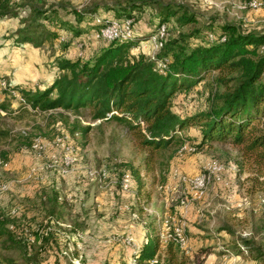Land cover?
Wrapping results in <instances>:
<instances>
[{
  "label": "rangeland",
  "instance_id": "374dc122",
  "mask_svg": "<svg viewBox=\"0 0 264 264\" xmlns=\"http://www.w3.org/2000/svg\"><path fill=\"white\" fill-rule=\"evenodd\" d=\"M13 1L12 6L19 15L0 18V21L9 20V27L0 33V96L4 94L9 83L14 84L16 81H22L25 86L34 88H42L54 81L59 73L56 63L59 56L88 57L96 52L106 40L102 38L101 30L94 32V24L101 23L103 16H113V13L99 9L80 24L84 30L80 36H74L71 30L63 29L65 40L58 38L48 41L42 47L31 43H28L27 47L20 46L14 34L23 26L22 20L28 19L27 23L29 22L35 8L48 9L55 6L60 9L62 20H69L76 25L77 19L66 11V8L84 10L97 3H110L115 0ZM161 2L185 5L199 15L201 26L226 21L240 25L245 31H264V6L252 7L250 0H150L144 9L137 13L133 23L136 30L127 32V26L122 29L128 38L137 35L145 39L139 47L134 48L135 52L143 51L155 58L156 52L160 50L162 38L156 34L149 39L147 36L158 23L157 9ZM46 24L51 27L57 25L48 21ZM183 29L186 30L187 27ZM167 36L168 32L164 38ZM198 42L197 38L191 39L193 44ZM65 43L69 45L63 50ZM17 46L21 48H16ZM212 88L210 79H207L191 90L179 92L174 98V109L181 114L205 109L210 102ZM19 101H14L11 105L16 112L6 111L5 114H0V212L8 214L15 208L22 210L23 215L18 218L22 219V224L27 225L24 230L19 227L17 231L21 233L27 249L34 250L36 245L41 244L38 236L43 238L52 230L59 232V243L50 247L42 264L86 263L82 239L79 240V251L83 257L72 255L75 239L71 235L72 232L67 230L71 225L63 226L54 217L46 216L41 209V204L46 200L45 194H51L53 190L60 191L67 199L76 198L78 202L82 200L92 206L97 205L92 213L95 216L123 215L129 224L144 221V226L148 218L157 216L164 237L170 227H174L169 226L172 220H176L178 228L186 230L187 226L192 231L202 230L200 233H210L207 239L196 238L190 243L189 240L185 243L193 255L191 264H206L203 254L193 253L196 247L209 242H213L216 247H222L224 241L230 238L226 229L218 230L224 223L233 226L237 235L264 239V190H261L259 183L264 177H260V181L256 180L259 173L249 162L244 161L237 146L220 142L199 150L184 146L172 159L168 181L162 186L161 168L169 151L158 152L153 160L148 161L146 157L150 156V150L142 147L125 126L115 122L100 123V120L91 118L89 111H83L79 114L73 113L71 122L79 118L84 126L92 125V130L87 134L80 130L72 132L71 125L65 123L59 111L47 113L35 112L30 107L20 109ZM3 132H7L8 136ZM23 132L33 136L34 145L40 143L38 149L34 148V145L24 144ZM187 133L199 141V129L192 127ZM64 146L70 148L71 151H67V155H71L74 160L67 166L60 149ZM2 150L10 154L7 163L2 161ZM120 159L130 160L142 169V176L146 180L142 192L135 178H132L129 172L123 173L118 165ZM217 165L224 168L223 173L214 170ZM147 166H150L152 171L147 172ZM197 178L204 180L200 188L195 186L193 181ZM147 191L151 192L149 201L143 197ZM83 195L85 197L81 199L80 196ZM142 205L143 215L139 210ZM46 218H49L48 221H44L40 226L41 220ZM178 228L176 227V230ZM111 233V236L113 233L124 234L121 231ZM182 237L186 242L185 233L177 236V239L182 241ZM134 239L130 236L123 238L128 245V242ZM116 242L122 243L121 240ZM66 243L72 262L64 253L67 251ZM109 243L112 242H105V245L110 246ZM23 250L24 248H5L0 240V253L11 255L20 263L26 261ZM240 259L245 260V256L242 255ZM101 264L113 263L107 258Z\"/></svg>",
  "mask_w": 264,
  "mask_h": 264
},
{
  "label": "trees",
  "instance_id": "16d2710c",
  "mask_svg": "<svg viewBox=\"0 0 264 264\" xmlns=\"http://www.w3.org/2000/svg\"><path fill=\"white\" fill-rule=\"evenodd\" d=\"M149 1L115 0L97 3L84 10L66 8L77 19L76 25L62 20L60 9L55 6L35 8L29 22L28 19L22 20L23 26L14 34L20 44L42 47L48 41L65 40L63 29L80 36L84 31L80 24L99 9L107 10L113 16H103L101 23L94 24V32L101 30V36L106 40L96 52L88 57H57L59 73L44 88L9 83L3 101L0 99L1 107L7 112H16L11 105L20 100V109L30 107L33 111L39 109V112L47 113L59 111L65 123L71 125L72 132L80 130L83 134L89 133L93 126H84L79 118L71 122L73 113L89 111L95 121L125 126L142 147L150 150V156L146 157L148 161L153 160L158 152L169 151L161 168L162 186L168 181L172 159L184 146L199 150L217 142L237 146L244 161L259 173L256 180L260 181V177H264V31H245L240 25L226 21L201 26L199 15L185 5L161 2L157 9L158 23L147 39L155 34L160 36L163 27H166L165 35L168 32V36H160L162 44L155 58L143 51H134L145 40L137 35L110 41L103 37L102 31L111 20L122 23L132 20L134 23L137 13ZM13 3V0H0V18L19 15ZM47 21L57 25L51 27ZM192 38L199 42L191 43ZM68 45L65 43L63 50ZM160 60L165 65L158 67ZM207 79L213 87L208 107L186 114L174 109V98L179 92L191 90ZM192 127L199 129V141L187 133ZM3 133L8 136L7 132ZM23 133L24 144L33 146V136ZM9 156L8 151H1L3 163L9 161ZM118 165L123 173L129 172L135 178L142 192L146 186L142 169L130 160L120 159ZM146 171L150 172L152 168L147 166ZM259 183L264 190V180ZM143 197L149 201L151 192H144ZM45 199L46 216L66 221L64 214L68 200L58 190L45 194ZM139 210L143 212L144 206ZM21 212L19 208L8 214L0 212V240L5 248H24L26 261L20 263L17 258L0 253V264H42L50 247L59 243V232L52 230L34 250L27 249L17 231L19 227L24 230L27 225L18 218L23 215ZM159 220L152 216L145 221L147 238L133 253L137 259L135 264H191L193 255L177 239L176 226L170 227L164 237ZM224 229L230 238L216 250L218 253L248 251L257 264H264V239L237 235L236 229L226 223L218 230ZM67 230L76 233L81 228L71 224ZM195 235L186 226L185 237ZM201 235L207 238L211 234ZM213 246L214 243L200 245L193 253L210 252L214 250Z\"/></svg>",
  "mask_w": 264,
  "mask_h": 264
},
{
  "label": "crops",
  "instance_id": "0c3cea01",
  "mask_svg": "<svg viewBox=\"0 0 264 264\" xmlns=\"http://www.w3.org/2000/svg\"><path fill=\"white\" fill-rule=\"evenodd\" d=\"M8 25H9V20L8 21L1 20L0 21V33L2 31H6V29L9 27ZM19 45L26 46L28 45V43L19 44ZM16 48H21V47L17 46ZM68 57H72V56H68ZM22 66H26V65L22 64ZM9 73H12V72L9 71ZM52 82L53 81H50V83L45 84L44 86H42V88L46 87ZM13 83L22 84L23 82L16 81ZM0 90H2L1 87H0ZM3 97H4V94H3ZM0 99H1V96H0ZM84 197L85 195L80 196L81 199H84ZM67 200H68V206L66 207L65 214H64V218L66 221L63 222L61 220H57L55 218L54 219L60 224H62L63 226H70L71 224H74L81 228V230L77 231L76 233L71 234L73 236V239H75L73 241V244H74V251L72 253L73 256L77 258H82L84 254L85 256L84 263L86 262L85 264H101L105 262L107 258L108 260L111 259L113 264H133V260L135 264L136 257L133 253L139 250L141 243L147 238V229H146V226H144L143 224L144 221L143 223L140 221H137L134 224L132 223L129 224L128 221H126L127 219L124 218L123 215L116 216V217L114 216L113 217L95 216V215H92V213L95 212L97 205L92 206L91 204H89V202L87 203L82 200L78 202L76 198H71V199L68 198ZM41 205H42L41 209L43 210V212H45V208L47 207V205L45 203L44 204L42 203ZM141 214L143 215L144 211L141 212ZM49 218H46L43 221L41 220V224L44 223V221L47 222ZM66 223L69 225H67ZM196 230H199V229H196ZM114 231H121L122 233L124 232V234L114 235L113 233V235L111 236L112 234L111 232H114ZM193 232H195L196 235L188 236L186 238L185 243H187L188 240L190 243L193 239H196V238H201L203 240L208 238V237L207 238L202 237L201 235L202 233H200V232H203L202 230L193 231ZM130 234H132L133 236ZM105 235L109 237L107 238V236ZM129 236L132 237L133 239L134 238L136 239L135 242L137 243V245L134 244V247L132 245H128L123 240L124 237H129ZM42 239L43 238L40 237L39 242H41ZM80 239L83 240V254L80 253L79 251V248H80L79 240ZM117 240H121L122 243L116 242ZM105 242H112V243H109L110 246H106ZM203 244H207V243H202L201 245ZM185 247H186V244H185ZM220 248L221 247L213 246L214 250L210 252L199 253V254H203L206 264H222L223 262H227L228 264H257L258 263V261L254 259L249 253L235 252V253L221 254L216 251ZM187 251L190 252L189 247L187 248ZM64 253L65 255L67 254L66 256L68 258L70 257L69 260L71 261V253L69 252L68 244H67V251ZM242 255L245 256V260L240 259ZM42 263H44V261ZM71 264H73V262Z\"/></svg>",
  "mask_w": 264,
  "mask_h": 264
},
{
  "label": "bare ground",
  "instance_id": "6f19581e",
  "mask_svg": "<svg viewBox=\"0 0 264 264\" xmlns=\"http://www.w3.org/2000/svg\"><path fill=\"white\" fill-rule=\"evenodd\" d=\"M250 4H251V6L252 7H256L258 4H259V0H250ZM129 21H132V20H128V21H126L125 23H122V22H119V21H117V20H111L109 23H108V25L103 29V31H102V35H103V37H105L107 40H112V35H111V33H106V30L107 29H110V28H115L114 29V39H117V38H123V39H128V37H126V34H124L123 33V31H122V29L123 28H125L126 26H127V24H128V22ZM133 23V22H132ZM165 32H166V27H163L162 29H161V31H160V36L162 37V36H164L165 35ZM164 66L165 65V63L163 62V61H160V64L158 65L159 67H161V66ZM2 95V94H1ZM3 96V95H2ZM39 144L40 143H36L35 145H34V148H36V149H38V147H39ZM67 151H68V153H70V148H67ZM66 159H67V161H68V163H67V165H69V164H71V163H73V158L71 157V155H67V152H66ZM218 167H221L220 165H217V166H214V170H216V171H218ZM223 168V167H222ZM224 169V168H223ZM197 181H194V183H195V186H197L198 188H200V187H202L203 186V181L204 180H202L201 178H197L196 179ZM124 188V187H123ZM169 226H170V224H169ZM177 227V226H176ZM177 233H176V236H181L182 235V233H183V235H184V233H185V229L184 228H178L177 230ZM183 238V237H182ZM186 238V237H185ZM179 239H181V238H179ZM126 240V239H125ZM182 242V241H181ZM129 243V242H128ZM134 244H135V242H134ZM182 246L184 247V245L182 244ZM247 252V251H246Z\"/></svg>",
  "mask_w": 264,
  "mask_h": 264
},
{
  "label": "built area",
  "instance_id": "2783aa9c",
  "mask_svg": "<svg viewBox=\"0 0 264 264\" xmlns=\"http://www.w3.org/2000/svg\"><path fill=\"white\" fill-rule=\"evenodd\" d=\"M264 5L262 2L259 1V4L256 6V7H259V8H262ZM114 29L115 28H110V29H107L106 30V33H111L112 35V40H116L114 39ZM133 30H136L135 29V25L132 23V21H129L128 24H127V32L128 31H133ZM167 64V63H166ZM4 97L1 95V102L3 101ZM1 104V103H0ZM35 111L39 112L40 110L39 109H35ZM0 113L1 114H5L6 113V110L3 109L0 105ZM61 151L63 152V157L62 159H64V162H65V166H67V159H66V152H67V146H64V147H60ZM218 172L220 173H223V168L222 166L221 167H218ZM193 181H197V180H193ZM126 185H128V183H126ZM198 186V185H197ZM170 226H177L178 228V223L176 222V220H172L170 221ZM134 241H129L130 245H132L134 247ZM182 244L185 246V241L184 239L182 238Z\"/></svg>",
  "mask_w": 264,
  "mask_h": 264
}]
</instances>
